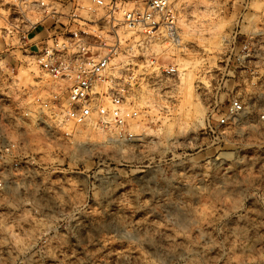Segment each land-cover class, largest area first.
Listing matches in <instances>:
<instances>
[{"label": "rangeland", "instance_id": "obj_1", "mask_svg": "<svg viewBox=\"0 0 264 264\" xmlns=\"http://www.w3.org/2000/svg\"><path fill=\"white\" fill-rule=\"evenodd\" d=\"M177 2L181 72L142 85L151 103L135 140L22 130L30 171L0 189V264H264V0ZM10 6L0 1V92L12 81L16 93L38 71L29 43L6 33ZM236 96L245 111L223 125Z\"/></svg>", "mask_w": 264, "mask_h": 264}, {"label": "built area", "instance_id": "obj_2", "mask_svg": "<svg viewBox=\"0 0 264 264\" xmlns=\"http://www.w3.org/2000/svg\"><path fill=\"white\" fill-rule=\"evenodd\" d=\"M0 1L12 3L7 35L29 43L38 71L16 93L12 81L1 87L0 189L22 186L29 176L31 158L20 138L27 126L66 140L81 128L113 127L133 141L131 126L151 103L144 101L142 85L153 87L181 72L175 53L185 42L177 0ZM242 50L249 63L259 55L249 43ZM244 111V100L233 97L220 123ZM259 118L264 121V95Z\"/></svg>", "mask_w": 264, "mask_h": 264}, {"label": "bare ground", "instance_id": "obj_3", "mask_svg": "<svg viewBox=\"0 0 264 264\" xmlns=\"http://www.w3.org/2000/svg\"><path fill=\"white\" fill-rule=\"evenodd\" d=\"M183 34H184V33H183ZM183 37H184V36H183ZM30 78H31V77H30ZM31 82H32V81H31ZM133 127H134V124L131 126V128L133 129ZM86 128H87V127H86ZM89 128L91 129L90 126H89ZM92 129H93V127H92ZM79 130H80V137H86V136H87V137H88V136H89V137H93V136H92V133H87V134H85L86 132L84 133L83 128H81V129H79ZM91 132H92V131H91ZM139 138H140V137H139ZM114 218L116 219L117 217H114ZM116 220H117V219H116ZM121 229H123V228H121ZM138 237H139V236H138Z\"/></svg>", "mask_w": 264, "mask_h": 264}]
</instances>
